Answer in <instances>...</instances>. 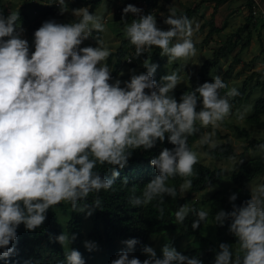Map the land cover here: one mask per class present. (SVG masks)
I'll return each instance as SVG.
<instances>
[{
    "label": "clouds",
    "instance_id": "1",
    "mask_svg": "<svg viewBox=\"0 0 264 264\" xmlns=\"http://www.w3.org/2000/svg\"><path fill=\"white\" fill-rule=\"evenodd\" d=\"M56 2L63 6L65 0ZM71 14L74 19L67 23L43 21L29 42L19 12H0V259L5 261L17 254L20 225L36 231L48 211L61 204L86 218L103 211L101 192L113 190L134 152H148L166 141L172 147H162L149 161L156 175L139 195L133 189L128 200L138 208L156 201L154 207L163 218L165 197L174 199L178 194L169 180L182 179V195L193 186L190 177L200 155L189 146V137L198 136L196 148H220L216 130L233 114V98L241 94L215 75L177 99L174 93L182 76L172 71L155 79L159 64L151 58L141 63L145 71L133 68L128 79L119 78L123 71L113 77L107 63L112 51L101 37L107 31L103 15L86 6L73 8ZM121 21L136 58L155 47L168 63L184 61L186 67L197 55L193 37L199 24L178 15L176 8H169L163 18L167 29L132 3L122 8ZM88 40L95 46L84 45ZM236 115L243 121L247 109ZM256 153L264 155V142L256 145ZM104 165L110 175L96 170ZM121 184L127 186L128 177ZM215 187L209 181L208 191ZM248 188L250 198L237 204L238 193L233 192L228 197L231 210L221 208L212 214L210 225H227L235 237V244L221 242L218 250L212 249V264H264V183ZM190 214L193 231L209 224V211L184 204L174 212L175 223L183 224ZM48 235L49 242L65 249L58 264H85L83 254L71 247L76 233ZM83 244L90 253L99 250L95 241ZM121 244L124 247L109 264H203L199 256L185 255L168 242L160 245L159 256L155 247L143 244V260L134 255L141 244L138 238ZM24 264L34 262L30 258Z\"/></svg>",
    "mask_w": 264,
    "mask_h": 264
},
{
    "label": "trees",
    "instance_id": "2",
    "mask_svg": "<svg viewBox=\"0 0 264 264\" xmlns=\"http://www.w3.org/2000/svg\"><path fill=\"white\" fill-rule=\"evenodd\" d=\"M56 1L57 0H46V5L43 6L40 15L42 21L48 19L60 20L62 18L63 14H61L60 11L62 10V6L55 5ZM203 1L206 0H200L192 7H187L184 11H177V14H185L191 19L194 15H196L198 6ZM212 1L214 4L211 16L205 21V23L209 25V28L205 37L201 41L203 44L207 42V39L211 34L220 29L215 25L213 15L218 7V4L224 0ZM250 1L251 0H247V3L249 9L251 10ZM100 2L101 0H86L83 3H86L88 5L89 11L93 12L95 7ZM70 5V8L72 9L77 8L73 2L70 3ZM0 12H3L5 15H7L9 12H19L21 21L25 24L28 23V18L22 11L0 10ZM244 27L248 28V24L246 23ZM231 38L232 36L230 35L223 43L218 44L213 49L212 56L202 62L196 81H194L191 85H184L183 87L175 90V96L177 99H179L181 93L191 90V88L195 87L198 83L209 81L210 70L220 62V58L226 56L228 52V45L231 44ZM249 40L250 34L248 32L242 45H248ZM127 42V39L122 40L117 50L113 52L107 60V63H109L113 55L116 58L112 67L113 77H115L119 71V65L121 63L122 55L124 54L123 49ZM155 51L156 48L154 49V52ZM154 52L150 55L151 59ZM142 71H145L143 67L140 69V72ZM164 74H166L165 71H157L155 74V79L159 80ZM253 75H256V79L260 80L264 77V69L251 73L244 78L242 89L239 90L241 94L238 97L243 95L247 81ZM246 95H248V92ZM252 108L253 110L251 114H249L246 118L247 121L253 124L264 125V120L261 119V115L264 114V95L255 99ZM235 130L238 135L245 138L246 142L243 145V153L247 152L248 150H256V145L264 142V137H249L248 131L246 129L235 127ZM224 137L225 140L220 143V148H217L216 150H210L205 147V153L217 159H230L235 155H238L239 153L235 152L232 144L227 139L226 134ZM197 138L198 136L189 137L190 147ZM162 147L171 148L172 145L165 141L163 145L158 143L155 148L149 150L148 152L143 150H136L134 152L132 158L129 160L128 165L123 170H120V177L117 178L116 183L113 186V190L109 192H101L100 195L103 197L105 208L103 211L97 210L91 217H89L91 223L87 234H83L82 232L81 224L84 215L83 213L72 212L69 206L70 214L66 221L65 229H62L57 221L56 215L57 210L62 207V204L55 206L48 211L47 219L44 225H42L36 231H26L24 226L20 225L18 229V242L16 243L17 254L12 256L8 261L0 259V264H24V261L29 260L30 258L34 264H58L59 261L64 260L65 249L58 242H49L48 234L52 233L54 235H58L62 231L67 233L73 232L77 234V240L71 245V247L76 248L83 254L85 258V264H98V261L94 259V251L90 253L84 248L83 242L85 241V235L86 237L92 238L103 244L106 258H115V254L118 250V247L116 246L117 241L136 237L141 241V244L136 246L135 253L137 257L143 260L146 258V256L142 253L141 246L143 244H147V241L152 233L165 230H177L180 237H192V240L197 243V246L182 250L180 252L189 256H199V258L203 261V264H212L215 256V252L212 251V249L218 250V246H215V242L212 238L203 233V223L201 224L200 229L193 231L191 228V222L194 217L190 214L183 224L178 225L174 220V212L180 205H187L189 194L199 192L208 187L209 181H211L212 184L219 183L222 179L220 168H211L202 162L197 163L194 166L195 175L190 177V179L193 181L192 189H190L186 195H180L179 192V185L182 179L180 177H176L174 180L170 179L168 183L177 187L178 194L174 199L171 197H165L162 205L165 209L163 218L158 216V212L154 207L156 201H153V203L147 207L140 208L133 207L128 203L133 189H135L136 194L139 195L144 184H146L154 175H156L155 169L150 165L149 161L151 156L158 154ZM108 168L109 166L104 165L98 166L96 170L100 171L102 175H110ZM263 171L264 160L261 156L250 157L240 163L237 169L232 172L233 186L219 194L218 192H215L212 195L208 209L210 212L209 218L212 219V214L221 208L226 211L231 210V204L229 203L228 197L233 192L238 193V199L236 201L237 204H240L243 200L250 198L247 185L254 177L263 173ZM125 176L128 177V185L122 186L121 181ZM188 206H195L198 208V203L194 201L188 204ZM224 228H227V225L224 227H217V231L220 236L218 245L221 242L235 244V237L229 233H222ZM104 263L105 262L102 261L100 264Z\"/></svg>",
    "mask_w": 264,
    "mask_h": 264
},
{
    "label": "rangeland",
    "instance_id": "3",
    "mask_svg": "<svg viewBox=\"0 0 264 264\" xmlns=\"http://www.w3.org/2000/svg\"><path fill=\"white\" fill-rule=\"evenodd\" d=\"M86 1V0H85ZM84 0H65L63 9H67L63 13L60 20H56L60 23H67L74 19L71 14L70 3L73 2L77 8L88 7ZM200 0H101V2L95 7V13L102 14L106 22L107 31L101 34L102 39L105 40L107 45L110 47L112 53L115 52L122 40H125L123 36V21H121L122 8L128 3H132L135 6L141 8L144 14L152 13L156 16L157 24L163 29H167L168 26L163 23L164 16L168 15L169 8H176L177 11H184L187 7H192L195 3ZM46 3V0H0L1 11H22L28 18V23L22 22L23 27L26 29L24 33L25 38L31 42L33 38V32L43 22L40 17L42 6ZM214 2L212 0L203 1L197 9L196 15L191 19L199 24V29L194 33L195 46L197 48V55L190 58L187 61L186 67H183L184 61H176L174 63H168L167 57H161L159 55L160 50L153 47L149 52L140 58L135 56V48L127 42L124 46V54L122 55L121 63L119 65V71L115 77H118L121 71L124 75L119 78L122 80L128 79L129 69H135L137 73L140 72L141 63L145 58H151L152 61L159 64L157 71H165L170 73L177 71L183 78V83L178 88L184 85H191L198 78V71L202 62L212 56L213 49L220 43H223L230 35L231 44L228 45V52L226 56L220 58V62L213 67L209 72V81L215 75H220L224 82L228 85V88L236 87L238 90L242 89V83L244 78L251 73L264 69V0H251L250 8L247 0H224L218 4V7L213 15L214 23L220 29L211 34L205 44L201 43L205 37L209 25L205 23L211 16ZM250 13V17H249ZM133 18L129 14V22ZM248 24V28L244 25ZM195 27V25H194ZM250 34L249 44L243 46V42ZM91 44L95 46L93 40L84 42V45ZM235 58V59H234ZM113 55L109 61V66L113 67L115 61ZM131 60V63H129ZM228 89H222L221 94L226 92ZM248 92V95L246 93ZM175 94V93H174ZM182 94V93H181ZM264 95V77L260 80L256 79V75H253L248 81L244 89V93L241 97L233 98V114L225 120L220 129L216 130V139L219 143L225 140L224 135L226 134L227 139L232 144L236 153L234 157L230 159H217L207 155L204 148L194 147L195 141L191 147L197 151L200 155V161L209 167H218L221 170V181L215 185V189L208 191V187L199 192L189 194L187 199V205L196 201L198 208H204L208 211L211 202V197L215 192L221 193L222 191L229 189L233 186L232 172L237 169L240 165V161H244L247 158L254 156H261L264 160V155L257 154L256 150H248L242 152L243 145L245 144V138L237 134L235 127L243 128L248 131L249 137H264V125L253 124L247 121V116L251 114L253 108V102L259 96ZM247 109L246 118L243 121L237 119V110L243 111ZM261 119L264 120V114L261 115ZM211 130V129H209ZM242 152V153H240ZM182 183V180H181ZM264 183V171L260 175L254 177L249 183ZM247 185V188H248ZM249 189V188H248ZM186 192L183 195H186ZM180 195H182L180 193ZM60 208V207H59ZM70 214V208L62 204V207L57 210V221L62 229H65L66 221ZM211 218H209V224H203V233L212 238L215 242V246H218V240L220 238L217 227L210 225ZM90 218H86L83 215L82 218V232L87 234L90 227ZM65 232V231H64ZM222 233L226 234L227 228H224ZM84 240L95 241L99 250L94 251V259L100 264L104 261V264H109L113 258H106L104 253V246L100 242L84 236ZM164 242L172 243L177 251L190 249L197 246L192 240V237H180L177 230H165L161 232L152 233L147 241L148 245L155 247L157 255H161L160 245ZM118 247L117 251L124 247L121 241L116 242ZM136 255V253H134Z\"/></svg>",
    "mask_w": 264,
    "mask_h": 264
},
{
    "label": "crops",
    "instance_id": "4",
    "mask_svg": "<svg viewBox=\"0 0 264 264\" xmlns=\"http://www.w3.org/2000/svg\"><path fill=\"white\" fill-rule=\"evenodd\" d=\"M44 5H46V3H45ZM44 5H43V6H44ZM43 6H42V8H43ZM42 8H41V10H42ZM69 8H70V7H69ZM40 14H41V12H40Z\"/></svg>",
    "mask_w": 264,
    "mask_h": 264
},
{
    "label": "built area",
    "instance_id": "5",
    "mask_svg": "<svg viewBox=\"0 0 264 264\" xmlns=\"http://www.w3.org/2000/svg\"><path fill=\"white\" fill-rule=\"evenodd\" d=\"M56 5H58V3L56 2Z\"/></svg>",
    "mask_w": 264,
    "mask_h": 264
}]
</instances>
